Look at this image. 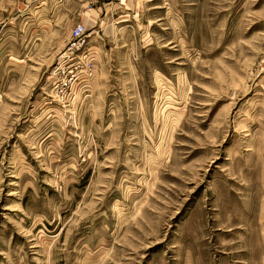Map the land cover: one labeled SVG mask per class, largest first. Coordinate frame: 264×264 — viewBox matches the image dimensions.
<instances>
[{
  "label": "rangeland",
  "instance_id": "rangeland-1",
  "mask_svg": "<svg viewBox=\"0 0 264 264\" xmlns=\"http://www.w3.org/2000/svg\"><path fill=\"white\" fill-rule=\"evenodd\" d=\"M0 264H264V0H0Z\"/></svg>",
  "mask_w": 264,
  "mask_h": 264
}]
</instances>
